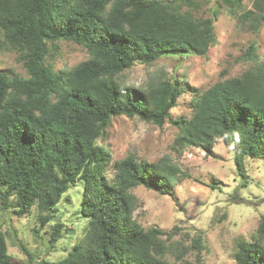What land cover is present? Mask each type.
I'll return each mask as SVG.
<instances>
[{"label": "trees", "instance_id": "trees-1", "mask_svg": "<svg viewBox=\"0 0 264 264\" xmlns=\"http://www.w3.org/2000/svg\"><path fill=\"white\" fill-rule=\"evenodd\" d=\"M239 24L256 32L264 0H222ZM209 0H0V46L16 55L24 74L0 70V204L20 217L35 208L39 226L51 220L63 193L82 181L79 212L87 218L81 239L52 264H196L184 258L200 236L166 242L157 227L132 217L142 185L173 197L180 169L168 158L148 162L132 154L112 161L96 139L118 115L178 128L174 143L208 153L219 138L232 152L239 175L245 157L264 158V61L255 45L253 64L204 90H191L189 117L170 110L186 88L178 78L147 87L123 86L117 76L135 61L164 55H206L215 42ZM81 45L87 57L54 69L57 42ZM110 169V174L107 172ZM58 222L49 241L61 237ZM177 229V227H174ZM188 234V233H187ZM23 248V247H22ZM24 249V248H23ZM238 264H264V214L253 240H239ZM201 261V260H200ZM44 264L47 262H43ZM0 264H13L0 232ZM201 264V263H199Z\"/></svg>", "mask_w": 264, "mask_h": 264}, {"label": "rangeland", "instance_id": "rangeland-1", "mask_svg": "<svg viewBox=\"0 0 264 264\" xmlns=\"http://www.w3.org/2000/svg\"><path fill=\"white\" fill-rule=\"evenodd\" d=\"M242 4L251 8V0H242ZM203 8L209 14L217 11L212 22L215 42L206 55H164L150 64L135 61L117 76L123 86L135 87H147L165 78L180 79L186 92L170 110L173 118L189 117L192 89L204 90L219 79L248 69L253 64L245 54L250 43L256 48L255 60L264 61V21L253 32L239 24L236 14L222 0H209ZM57 47L55 58L49 59L54 69L70 68L87 57L86 50L72 41L59 40ZM0 70L24 74L16 55L2 46ZM177 132L178 128L168 121L158 126L137 116L118 115L111 118L96 143L110 154L112 161L132 154L148 162L168 158L178 165L180 173L173 197L142 185L130 189L136 197L132 217L144 228L157 227L167 232L161 236L169 235L166 242L182 238L189 243L191 238L200 236V259L196 260V250L187 251L184 258L201 264H238L233 258L237 242L253 240L264 214V158L245 157L241 176L231 150L221 139L206 153L195 146H177ZM107 172L110 174V169ZM81 190V180L69 186L57 202L51 220L43 226H39L34 207L29 214L18 217L0 204V232L5 236L13 264H52L81 239L87 225V218L79 212ZM58 222L63 224L61 237L51 243L49 239ZM167 258L181 264L172 255Z\"/></svg>", "mask_w": 264, "mask_h": 264}]
</instances>
